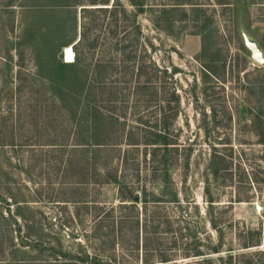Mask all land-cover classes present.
<instances>
[{
    "label": "rangeland",
    "instance_id": "374dc122",
    "mask_svg": "<svg viewBox=\"0 0 264 264\" xmlns=\"http://www.w3.org/2000/svg\"><path fill=\"white\" fill-rule=\"evenodd\" d=\"M83 2L0 0V264H73L59 263L60 258L45 251L58 248V243L73 253L79 246L97 256L96 246L112 250L101 211L117 206V185L88 187L82 192L87 205L78 204L81 192L72 185L74 172L65 178L58 171L59 150L49 147L77 140L69 115L48 101L43 77L67 62L66 48L74 58L80 10L92 9ZM120 3L137 16L142 48L136 64H153L156 86L167 98L173 92L177 97L169 101L178 111L170 126L178 145L172 179L183 202L182 209L162 207L161 214L171 221L151 237L148 244L154 251H141L147 233L143 224L137 239L127 233V250L115 251L122 256L120 264H160L163 258L169 264H192L198 259H185L186 251L188 256L203 252L208 239L213 245L221 243L223 264H264V145L259 144L258 117L264 112V62H255L245 44H254L264 59V0H147L151 6L140 13L128 0ZM164 4L175 9L168 14L148 9ZM126 26L132 29L128 22ZM97 35L99 31L93 37ZM100 57L99 47L92 64ZM117 74L111 72L109 80L115 82ZM162 100L148 102L134 94L125 110L127 125L136 126L139 116L152 123ZM123 111L117 108L116 114ZM213 150L225 160L215 176L208 166ZM186 156L188 167L183 170ZM209 200L215 230L206 213ZM257 231L260 246L240 250L247 233L256 236ZM36 240L44 247L29 250ZM219 257L212 264H222Z\"/></svg>",
    "mask_w": 264,
    "mask_h": 264
},
{
    "label": "trees",
    "instance_id": "16d2710c",
    "mask_svg": "<svg viewBox=\"0 0 264 264\" xmlns=\"http://www.w3.org/2000/svg\"><path fill=\"white\" fill-rule=\"evenodd\" d=\"M146 1L128 0V3L137 9L136 13H140L147 5ZM83 4L86 5L82 6H89L92 9L80 10L82 14L79 40L72 45L73 62H60L53 72L50 71L43 77L51 96L47 98L48 101L50 100L53 106L58 105L65 113V117L69 115L68 118L73 123L70 132L72 135L75 134L77 140L71 145L49 147L59 150L58 160L62 167H59L58 171H62L65 178L71 171L74 172L76 178L72 185L75 190L81 192L78 204L87 205L88 202L83 198L82 192L85 194L88 187L97 190L102 185H117V206L101 211L104 212L108 232L105 236L111 241L112 250H103L101 246L99 248L96 246L94 252L100 250V255L97 256L79 246V251L73 253L62 249L60 243L58 248L44 247L43 243L38 244V240L27 248L35 250L34 247L36 249L44 247L45 251L52 252L56 258H60L59 263L120 264L122 256L117 257L115 251L118 247L121 251L127 250V233L137 239L139 235L137 229L143 224L147 233L142 239L141 251L146 255L154 251L151 249L150 240L158 233L159 227L170 226L169 217L161 214L162 207L175 206L182 209L183 202L172 179L174 156L178 145L170 126L176 120L178 111L176 107L169 106V101L171 97L176 96L173 92L167 98L164 90L156 86L155 81L159 78L153 64L146 65L142 60L138 64L135 62L136 52L142 48L139 44L141 32L136 15L127 13L120 0H113L111 4L110 0H84ZM148 9L150 12L152 9H160L156 10L155 14H168L175 8L164 4L162 8ZM95 12L105 14H92ZM97 15H101L102 20H99ZM127 22L132 27L129 31ZM119 26H123V29ZM98 31L100 35L93 37ZM99 47L101 57L93 65L92 58ZM109 51H113L115 56L111 58L108 56L107 59ZM150 65L153 66L152 70ZM111 72L118 73L115 82L109 80ZM163 84L167 86L166 82ZM134 94L141 95L148 102L152 98L162 97L163 100L156 107L152 123L139 116L135 120L136 126L127 125L125 110ZM117 108L124 110L121 115L119 112L116 114ZM258 117L262 120L259 144L264 145V112ZM220 163H225L224 157L219 155L217 150H213L208 165L213 176L217 173ZM143 167L145 172L142 173ZM187 167L186 156L182 168L187 170ZM136 198L139 202L133 204ZM212 203L211 200L208 201L209 211L206 213L209 214V225L215 230L210 210L213 207ZM17 232H20L19 226ZM135 245L134 249L139 250L137 241ZM239 246L240 250L258 248L260 231L256 232V236L247 233ZM220 253L221 243L213 245L208 239L203 252L196 251L194 255L188 256L186 251L185 259L197 258L198 262L192 264H212L213 257L216 255L219 257ZM246 255L242 254L239 257ZM250 256L246 257L251 258ZM227 258L232 260V256ZM217 259L223 264L222 257ZM159 263L169 264L170 260L163 258Z\"/></svg>",
    "mask_w": 264,
    "mask_h": 264
},
{
    "label": "water",
    "instance_id": "95a60500",
    "mask_svg": "<svg viewBox=\"0 0 264 264\" xmlns=\"http://www.w3.org/2000/svg\"><path fill=\"white\" fill-rule=\"evenodd\" d=\"M82 9H85V8H82ZM245 44H246V47L250 50L251 52V58L257 62V63H260L262 64L264 62V59L261 55V52L259 51V49L252 43H250L248 40H245ZM138 200L135 199L134 200V203H137Z\"/></svg>",
    "mask_w": 264,
    "mask_h": 264
},
{
    "label": "bare ground",
    "instance_id": "6f19581e",
    "mask_svg": "<svg viewBox=\"0 0 264 264\" xmlns=\"http://www.w3.org/2000/svg\"><path fill=\"white\" fill-rule=\"evenodd\" d=\"M65 58L67 59V62L66 63H70V61H72L71 59L73 58V53H72V50L71 49L66 48Z\"/></svg>",
    "mask_w": 264,
    "mask_h": 264
},
{
    "label": "clouds",
    "instance_id": "9594fccd",
    "mask_svg": "<svg viewBox=\"0 0 264 264\" xmlns=\"http://www.w3.org/2000/svg\"><path fill=\"white\" fill-rule=\"evenodd\" d=\"M65 53V52H64ZM65 59V58H64ZM72 60V59H71ZM65 61V60H64ZM66 62V61H65ZM70 63H71V61H70Z\"/></svg>",
    "mask_w": 264,
    "mask_h": 264
}]
</instances>
